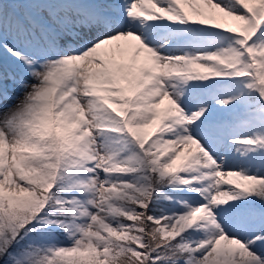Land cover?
Returning <instances> with one entry per match:
<instances>
[{"label": "snow or ice", "instance_id": "1", "mask_svg": "<svg viewBox=\"0 0 264 264\" xmlns=\"http://www.w3.org/2000/svg\"><path fill=\"white\" fill-rule=\"evenodd\" d=\"M0 264H264V0H0Z\"/></svg>", "mask_w": 264, "mask_h": 264}]
</instances>
